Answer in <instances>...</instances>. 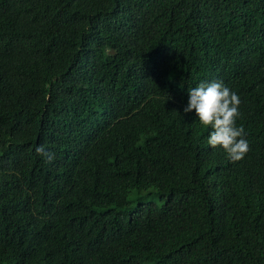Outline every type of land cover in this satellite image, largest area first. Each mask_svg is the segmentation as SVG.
Segmentation results:
<instances>
[{
	"label": "trees",
	"instance_id": "16d2710c",
	"mask_svg": "<svg viewBox=\"0 0 264 264\" xmlns=\"http://www.w3.org/2000/svg\"><path fill=\"white\" fill-rule=\"evenodd\" d=\"M0 264H264V0H0Z\"/></svg>",
	"mask_w": 264,
	"mask_h": 264
},
{
	"label": "clouds",
	"instance_id": "9594fccd",
	"mask_svg": "<svg viewBox=\"0 0 264 264\" xmlns=\"http://www.w3.org/2000/svg\"><path fill=\"white\" fill-rule=\"evenodd\" d=\"M241 99L222 80L200 82L189 90V100L183 109L185 113L194 110L199 122L210 127L207 143L212 148L222 147L228 158L235 162L244 158L250 145L242 125H237L241 116ZM37 154L48 155L43 146L36 148ZM53 157L49 155V161Z\"/></svg>",
	"mask_w": 264,
	"mask_h": 264
}]
</instances>
